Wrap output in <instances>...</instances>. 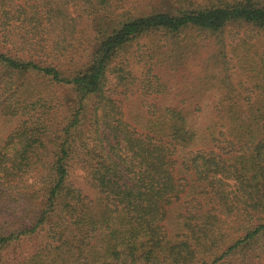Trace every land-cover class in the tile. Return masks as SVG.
I'll return each mask as SVG.
<instances>
[{
    "label": "trees",
    "instance_id": "16d2710c",
    "mask_svg": "<svg viewBox=\"0 0 264 264\" xmlns=\"http://www.w3.org/2000/svg\"><path fill=\"white\" fill-rule=\"evenodd\" d=\"M190 31L254 51L253 85L188 86L143 58L136 133L110 71ZM0 113L22 120L0 146V264H264V0H0Z\"/></svg>",
    "mask_w": 264,
    "mask_h": 264
},
{
    "label": "rangeland",
    "instance_id": "374dc122",
    "mask_svg": "<svg viewBox=\"0 0 264 264\" xmlns=\"http://www.w3.org/2000/svg\"><path fill=\"white\" fill-rule=\"evenodd\" d=\"M230 34H234V32L224 33L223 39H229ZM186 35L188 37L172 35L165 39L160 36L140 39L137 41L141 46L140 50H137L133 44L127 51L126 57L131 63L130 68L124 70L117 67L110 71V86L114 87L119 78H122V85L127 87L118 88L119 94L116 96V100L122 111L124 124L134 129L136 133L143 132L148 115L147 106L151 102L149 98L141 94L142 90L139 92L137 90L141 83V75L145 73L141 62L143 58L146 60V57L149 56V66L156 73L159 71L160 76L164 79L173 75V69H179L182 71L179 73V82L188 86L201 85L202 83L208 85L207 87L216 85V87L222 88V92H226L230 89L237 91L253 85L252 70L249 67L256 55L254 51L248 52L239 49L234 53L232 50H227L223 54V51L217 50L216 46L217 39L221 38L220 35L216 37L209 33L193 31ZM189 37L191 38L188 40ZM185 38L186 40H184ZM234 39L236 40V38ZM233 45L235 46L236 42ZM147 78L150 77H145V79ZM64 94L68 95L67 92ZM213 100L210 97L205 101L211 105ZM210 120V116H204L196 120L195 125L199 129H203ZM21 123L22 120L19 117H8L0 113V146ZM177 174L178 177H182L179 172ZM37 179L36 183L29 180L27 185H34L32 188L38 189L40 184ZM68 181L72 186L82 188L91 195L85 175L79 169L76 168L71 172ZM180 212L177 207L168 209L165 224L169 231L176 229V218Z\"/></svg>",
    "mask_w": 264,
    "mask_h": 264
}]
</instances>
